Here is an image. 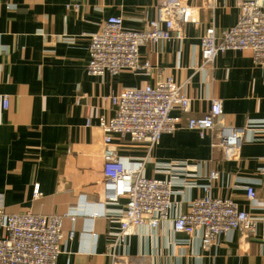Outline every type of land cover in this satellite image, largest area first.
<instances>
[{"label": "crops", "instance_id": "0c3cea01", "mask_svg": "<svg viewBox=\"0 0 264 264\" xmlns=\"http://www.w3.org/2000/svg\"><path fill=\"white\" fill-rule=\"evenodd\" d=\"M185 1L195 18L184 25L185 38L140 48L152 65L149 74L124 70L93 76L86 70L90 35L110 16H121L127 28H145L158 16L157 0H0V205L10 213L77 211L74 219L64 218V231L74 230L75 236L62 244L57 264H111L108 244L126 199L114 205L102 200L103 131L95 113L113 116L112 95L162 77L184 84L194 115L205 113L218 98L222 123H251L252 130L234 159L214 148L210 136L186 128L164 134L147 163V176L171 178L175 208L186 211L217 170L212 195L232 197L247 211L260 213L250 205L246 188L252 185L258 201L264 200V70L250 50H228L212 68L202 67L206 28L214 23L220 33L235 25L239 8L235 0H215L211 6L209 0ZM114 142L124 154L146 153L128 137L115 135ZM36 185L42 191L38 198ZM119 264H264V240L231 231L205 250L199 237L174 233L172 223L164 222L130 235Z\"/></svg>", "mask_w": 264, "mask_h": 264}, {"label": "built area", "instance_id": "2783aa9c", "mask_svg": "<svg viewBox=\"0 0 264 264\" xmlns=\"http://www.w3.org/2000/svg\"><path fill=\"white\" fill-rule=\"evenodd\" d=\"M209 1L211 6L215 0ZM235 1L239 8L236 24L218 33L213 23L202 35V67L212 68L216 57L228 50H250L255 65L264 70V0ZM157 13V18L143 29L125 27L121 16H110L103 21L99 30L90 35L87 73L104 76L129 70L149 74L152 65L142 58L141 46L171 39L181 41L185 38L184 25L195 22L194 9L185 0H157ZM63 39L75 41L73 37ZM110 100L113 116L95 113L103 131L102 200L105 205H114L126 199L119 226L112 232L113 238L108 244L111 264L120 263L130 235L139 228L155 229L164 222L172 223L174 233L199 237L205 250L215 246L222 234L231 231H240L246 238L259 235L264 240V200L258 201L252 185L247 186L246 197L250 205L259 207V214L247 211L232 197L212 195V183L219 177L217 170L210 172L205 193L192 199L186 211H177L173 180L146 174L147 163L164 134L183 128L196 131L203 138L210 136L214 148L222 149L227 159H234L241 153L246 131L252 130L251 123L249 127L222 123L223 103L214 97L205 113L194 115L193 98L186 93L184 84L171 76L159 78L154 84L124 87ZM3 102L7 108L8 95H4ZM115 135L143 145L146 153L140 157L122 153L114 142ZM262 140L264 144V137ZM41 195L36 185L34 196ZM76 214L74 210L49 215L31 211L10 213L1 204L0 264H57L62 244L75 236L74 230L64 231V218L74 219Z\"/></svg>", "mask_w": 264, "mask_h": 264}]
</instances>
